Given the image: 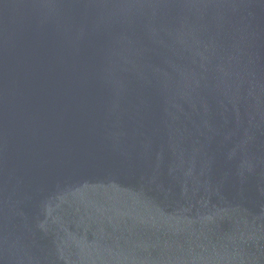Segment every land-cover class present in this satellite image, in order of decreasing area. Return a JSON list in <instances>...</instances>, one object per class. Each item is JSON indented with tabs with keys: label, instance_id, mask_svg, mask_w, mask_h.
<instances>
[{
	"label": "water",
	"instance_id": "water-1",
	"mask_svg": "<svg viewBox=\"0 0 264 264\" xmlns=\"http://www.w3.org/2000/svg\"><path fill=\"white\" fill-rule=\"evenodd\" d=\"M0 264H264V0H0Z\"/></svg>",
	"mask_w": 264,
	"mask_h": 264
}]
</instances>
